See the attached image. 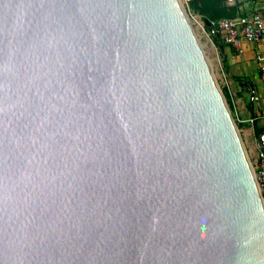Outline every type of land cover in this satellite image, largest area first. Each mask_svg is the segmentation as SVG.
Masks as SVG:
<instances>
[{
	"label": "water",
	"instance_id": "1",
	"mask_svg": "<svg viewBox=\"0 0 264 264\" xmlns=\"http://www.w3.org/2000/svg\"><path fill=\"white\" fill-rule=\"evenodd\" d=\"M0 264H264L253 171L177 0H0Z\"/></svg>",
	"mask_w": 264,
	"mask_h": 264
},
{
	"label": "crops",
	"instance_id": "2",
	"mask_svg": "<svg viewBox=\"0 0 264 264\" xmlns=\"http://www.w3.org/2000/svg\"><path fill=\"white\" fill-rule=\"evenodd\" d=\"M227 6L237 7L236 13L244 14L264 10V0H226ZM210 34V33H209ZM216 40L219 59V80L228 107L239 123L241 138L251 158L257 148L264 149V88L260 84L258 57L264 64V40L257 43L241 41V49L226 46L221 37Z\"/></svg>",
	"mask_w": 264,
	"mask_h": 264
},
{
	"label": "built area",
	"instance_id": "3",
	"mask_svg": "<svg viewBox=\"0 0 264 264\" xmlns=\"http://www.w3.org/2000/svg\"><path fill=\"white\" fill-rule=\"evenodd\" d=\"M183 2L188 5L191 0H183ZM213 31L219 33L224 45L240 51L242 40L249 43H257L264 40V10L244 14L237 13L232 18L219 19L216 21V30ZM257 59L259 80L264 88V64L261 62V57ZM233 118L235 120V117ZM247 156L264 206V149L257 148L253 158L249 156L248 152Z\"/></svg>",
	"mask_w": 264,
	"mask_h": 264
},
{
	"label": "rangeland",
	"instance_id": "4",
	"mask_svg": "<svg viewBox=\"0 0 264 264\" xmlns=\"http://www.w3.org/2000/svg\"><path fill=\"white\" fill-rule=\"evenodd\" d=\"M180 2H181V5L183 6V8L186 12L188 20H189L191 27L193 29V33L195 35V38H196L197 42L199 43L201 50H202V52H203V54H204V56H205V58L209 64V67L212 71L215 82H216L217 86L219 87V89L221 90V92L224 96L223 88H222V86L220 84V80H219L218 54H217L215 46L213 45V43L211 41V37H210L209 31L207 29V26H205V24H204L203 20L200 18V16L195 14L191 10L189 3L187 5L183 2V0H180ZM224 98H225V96H224ZM225 101H226V99H225ZM235 124L237 126L239 135L241 137L239 123L237 121H235ZM241 140H242L243 147L245 148L244 141L242 138H241ZM245 151H246V149H245ZM246 153H247V151H246Z\"/></svg>",
	"mask_w": 264,
	"mask_h": 264
},
{
	"label": "trees",
	"instance_id": "5",
	"mask_svg": "<svg viewBox=\"0 0 264 264\" xmlns=\"http://www.w3.org/2000/svg\"><path fill=\"white\" fill-rule=\"evenodd\" d=\"M226 0H191V10L200 16L207 29L216 30V21L222 18H232L237 13V7L227 6ZM217 41L213 40L216 46Z\"/></svg>",
	"mask_w": 264,
	"mask_h": 264
},
{
	"label": "bare ground",
	"instance_id": "6",
	"mask_svg": "<svg viewBox=\"0 0 264 264\" xmlns=\"http://www.w3.org/2000/svg\"><path fill=\"white\" fill-rule=\"evenodd\" d=\"M177 2H178V4H179L180 8L183 9V11H184V8H183V6L181 5L180 0H177Z\"/></svg>",
	"mask_w": 264,
	"mask_h": 264
}]
</instances>
